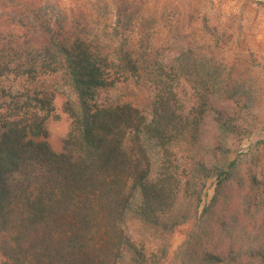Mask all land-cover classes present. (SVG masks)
Here are the masks:
<instances>
[{
    "label": "trees",
    "instance_id": "trees-1",
    "mask_svg": "<svg viewBox=\"0 0 264 264\" xmlns=\"http://www.w3.org/2000/svg\"><path fill=\"white\" fill-rule=\"evenodd\" d=\"M110 1L74 9L71 2L0 0V264H163L131 230L137 222L162 224L166 215L173 227L191 223L173 253L177 264H264V248L236 249L231 230L223 232L232 208L216 212L237 161H198L199 173L215 179L214 193L202 205L196 190L183 204L150 154L153 145L185 136L192 123L184 120L213 115L235 131L221 101L229 91L213 84L217 66L183 52L166 60L155 17L130 0ZM182 76L195 97L193 118L174 100ZM16 77L28 85L13 88ZM121 79L153 91L148 110L119 97L98 102ZM58 94L69 125L56 151L47 123ZM212 148L225 151L220 138ZM248 181L250 191L264 187L254 174ZM243 195L248 209L260 206L256 192Z\"/></svg>",
    "mask_w": 264,
    "mask_h": 264
},
{
    "label": "rangeland",
    "instance_id": "rangeland-1",
    "mask_svg": "<svg viewBox=\"0 0 264 264\" xmlns=\"http://www.w3.org/2000/svg\"><path fill=\"white\" fill-rule=\"evenodd\" d=\"M53 1L71 2L74 9H88L97 3L103 5L104 0ZM105 1L111 4L110 0ZM130 1L135 9L153 15L156 27H164L162 34L166 42L162 57L166 60L183 52L217 66V73L212 77L214 82H211L220 92L229 91V96H220L223 104L229 106V117L233 118L226 121L235 126V131L230 133L219 127L213 115L204 120H184L192 123L185 136L177 137L165 147L159 144L151 147L150 154L158 163L155 170L169 174L165 183L176 185L179 202L189 204L190 195L200 190L203 205L212 198L215 179L199 173L198 161L212 165L237 161L239 166L230 182L229 197L221 202L216 212L233 210L236 213L228 227L223 228L224 233L231 230V244L236 249H247L252 245L264 248V187L250 191L248 181L251 174L264 181V0ZM3 7V2H0V11ZM95 21L103 26V20L95 18L91 22ZM4 29V20L0 19L1 36ZM181 80L174 100L184 115L193 118L197 111L193 90L185 77L182 76ZM10 82L17 90L28 85L19 77ZM50 83L61 90L59 78H52ZM231 92H235L234 97ZM117 97L148 110L153 91L121 79L110 90L100 92L98 102ZM64 98L58 94L54 99V109L47 123L49 143L56 151L69 125L63 107ZM216 138L221 139L225 150L220 154L211 152ZM253 192L259 196L260 206L248 209L249 197L244 200L243 194ZM162 218L163 223L159 225L135 223L131 230L134 241L148 252L156 253L163 264H177L173 253L184 242L191 223H179L173 227L172 215Z\"/></svg>",
    "mask_w": 264,
    "mask_h": 264
}]
</instances>
